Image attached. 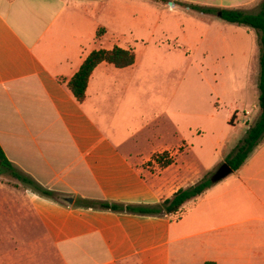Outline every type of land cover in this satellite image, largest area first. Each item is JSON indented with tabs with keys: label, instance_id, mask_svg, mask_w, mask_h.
Segmentation results:
<instances>
[{
	"label": "crops",
	"instance_id": "obj_1",
	"mask_svg": "<svg viewBox=\"0 0 264 264\" xmlns=\"http://www.w3.org/2000/svg\"><path fill=\"white\" fill-rule=\"evenodd\" d=\"M262 1L0 0V148L15 170L55 194L53 199L0 185L3 238L13 228L12 201L14 219L38 230L39 245L46 246L40 252L51 254L54 264H264V136L237 170L175 214L139 215L78 203L158 205L224 163L247 127L233 141L212 129L197 162L188 156L190 141L160 142L152 132L155 117L149 120L148 110L154 106L140 85L134 46L188 43L192 37L183 25L193 19L200 28L194 44L209 41L219 12L187 5L256 14ZM171 14L183 16L176 20L179 35L170 32ZM99 28L104 33L98 37ZM115 46L131 50L134 63H99L83 101H77L66 82L91 51ZM224 147V155L215 154ZM166 151L170 163H156ZM61 195L73 196L72 204L61 203ZM0 264L25 263L3 251Z\"/></svg>",
	"mask_w": 264,
	"mask_h": 264
},
{
	"label": "rangeland",
	"instance_id": "obj_2",
	"mask_svg": "<svg viewBox=\"0 0 264 264\" xmlns=\"http://www.w3.org/2000/svg\"><path fill=\"white\" fill-rule=\"evenodd\" d=\"M182 18L174 14L169 17L172 35L182 33L176 21ZM214 22L218 26L209 28L210 40L205 43L194 44L200 28L193 19L183 25V30L192 37L188 43L176 47L174 42L134 46L140 85L147 94L149 106H154L153 110H148L149 120L152 113L155 117L152 132L160 142L168 144L176 143L179 137L190 141L192 147L187 150L192 162H197V152L205 151L203 146L207 147L206 137L212 135V129L226 141H233L244 135L246 127L259 115L257 33L250 27L221 19ZM188 24L190 29L186 30ZM245 29L251 30L255 37L246 36ZM115 33L109 31V36L114 39ZM203 50L208 51L206 55L201 54ZM226 151L224 147L215 154L224 155ZM216 169L206 177H211ZM0 185L27 187L8 173H0ZM8 205V214L13 218L9 225L13 228L9 238L4 239L0 234V253L10 252L25 264H54L51 254L40 252V248L46 249V246L40 247L38 230L30 224L23 228L14 219L18 216L17 208L12 201Z\"/></svg>",
	"mask_w": 264,
	"mask_h": 264
},
{
	"label": "trees",
	"instance_id": "obj_3",
	"mask_svg": "<svg viewBox=\"0 0 264 264\" xmlns=\"http://www.w3.org/2000/svg\"><path fill=\"white\" fill-rule=\"evenodd\" d=\"M189 9L202 13L214 14L221 13V19L232 24L247 26L254 29L257 33L259 43V80H258V109L259 115L257 120L247 128L245 136L236 145L232 154L226 159L227 163L233 171L237 170L247 159L249 154L257 146L261 138L264 136V0L260 3L259 11L256 14H247L240 10H216L204 6L187 5ZM104 33L103 28H99L97 36ZM101 62L112 64L116 68H124L134 63V54L131 50L120 47L112 49H97L91 51L84 59L77 72L66 82L69 90L77 101L82 102L85 97L88 79L94 68ZM170 160L165 164H169ZM0 173H8L11 177L30 188L32 191L47 198H55V194L44 189L33 179L25 174L15 170L11 163L6 159L2 149L0 148ZM213 182L208 177H204L198 183L181 188L176 191L169 199L154 206H130L113 204L95 200L80 199L78 203L84 207L92 209L111 210L114 212H127L139 215H172L177 213L181 207L188 201L194 200L204 191L210 188ZM204 264H215L214 262H205Z\"/></svg>",
	"mask_w": 264,
	"mask_h": 264
},
{
	"label": "water",
	"instance_id": "obj_4",
	"mask_svg": "<svg viewBox=\"0 0 264 264\" xmlns=\"http://www.w3.org/2000/svg\"><path fill=\"white\" fill-rule=\"evenodd\" d=\"M218 17L221 18V13H218ZM232 172H233L232 168L227 163L224 162L215 170V172L210 177V180L214 183L218 182L223 178H225L226 176H228L229 174H231ZM58 200L61 203L70 206L73 202V196L61 195L58 197Z\"/></svg>",
	"mask_w": 264,
	"mask_h": 264
},
{
	"label": "built area",
	"instance_id": "obj_5",
	"mask_svg": "<svg viewBox=\"0 0 264 264\" xmlns=\"http://www.w3.org/2000/svg\"><path fill=\"white\" fill-rule=\"evenodd\" d=\"M170 159H171V152H169V151L160 153L154 158L156 163H159V162L160 163H166Z\"/></svg>",
	"mask_w": 264,
	"mask_h": 264
}]
</instances>
